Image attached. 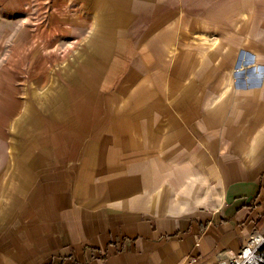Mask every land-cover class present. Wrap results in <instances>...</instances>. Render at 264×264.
Masks as SVG:
<instances>
[{
    "label": "crops",
    "instance_id": "0c3cea01",
    "mask_svg": "<svg viewBox=\"0 0 264 264\" xmlns=\"http://www.w3.org/2000/svg\"><path fill=\"white\" fill-rule=\"evenodd\" d=\"M12 1L0 264H217L264 233V104L228 90L246 1Z\"/></svg>",
    "mask_w": 264,
    "mask_h": 264
},
{
    "label": "rangeland",
    "instance_id": "374dc122",
    "mask_svg": "<svg viewBox=\"0 0 264 264\" xmlns=\"http://www.w3.org/2000/svg\"><path fill=\"white\" fill-rule=\"evenodd\" d=\"M243 1L246 3L242 10L235 15L234 21L237 28H239L241 21L246 23L247 29L243 31L238 29L237 32H242L244 39L238 56H241L242 59L246 58L247 64L240 70L238 69L239 65L231 68L232 73L229 70L231 82L228 90H235L236 88L257 89V92L235 96L237 102H248L250 110H255L264 104V0ZM17 8L12 0H0V54L4 47V44L1 45L3 39L10 38L13 32L22 25V15L17 13ZM29 8L25 9L28 10ZM25 20L26 25H31V17ZM1 65L2 63H0ZM220 99L223 100L224 96Z\"/></svg>",
    "mask_w": 264,
    "mask_h": 264
},
{
    "label": "built area",
    "instance_id": "2783aa9c",
    "mask_svg": "<svg viewBox=\"0 0 264 264\" xmlns=\"http://www.w3.org/2000/svg\"><path fill=\"white\" fill-rule=\"evenodd\" d=\"M217 264H264V233H251L238 250L217 251Z\"/></svg>",
    "mask_w": 264,
    "mask_h": 264
}]
</instances>
